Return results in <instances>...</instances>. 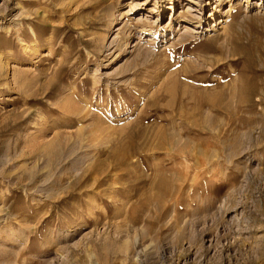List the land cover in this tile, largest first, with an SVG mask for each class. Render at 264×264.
<instances>
[{"label": "rangeland", "instance_id": "rangeland-1", "mask_svg": "<svg viewBox=\"0 0 264 264\" xmlns=\"http://www.w3.org/2000/svg\"><path fill=\"white\" fill-rule=\"evenodd\" d=\"M0 264H264V0H0Z\"/></svg>", "mask_w": 264, "mask_h": 264}, {"label": "bare ground", "instance_id": "bare-ground-1", "mask_svg": "<svg viewBox=\"0 0 264 264\" xmlns=\"http://www.w3.org/2000/svg\"><path fill=\"white\" fill-rule=\"evenodd\" d=\"M190 13H187V15H189ZM236 99V98H235ZM96 140V139H95Z\"/></svg>", "mask_w": 264, "mask_h": 264}]
</instances>
